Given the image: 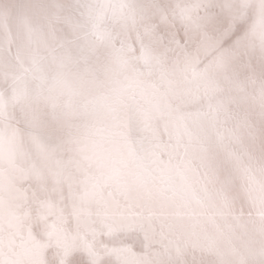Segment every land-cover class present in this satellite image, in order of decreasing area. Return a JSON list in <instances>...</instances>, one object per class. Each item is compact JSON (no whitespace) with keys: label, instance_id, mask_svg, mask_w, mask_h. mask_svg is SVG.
I'll use <instances>...</instances> for the list:
<instances>
[{"label":"bare ground","instance_id":"6f19581e","mask_svg":"<svg viewBox=\"0 0 264 264\" xmlns=\"http://www.w3.org/2000/svg\"><path fill=\"white\" fill-rule=\"evenodd\" d=\"M1 185L125 264H264V0H0Z\"/></svg>","mask_w":264,"mask_h":264},{"label":"rangeland","instance_id":"374dc122","mask_svg":"<svg viewBox=\"0 0 264 264\" xmlns=\"http://www.w3.org/2000/svg\"><path fill=\"white\" fill-rule=\"evenodd\" d=\"M39 120L49 121L46 117ZM42 128L45 126L32 127L29 132L38 138L44 132ZM106 188L99 191L104 192ZM0 190L5 192L3 197L0 192V247H4L0 250V264H125L113 254V249L107 242L99 244L93 237H85L86 234L71 235L70 225H67L68 229L63 235L61 220L55 214L44 213L46 209L42 205L31 208L23 206V202L15 197V191L7 190L2 185ZM15 218L17 220L12 222ZM11 222L14 226H11ZM102 225L99 222L91 226V231L94 229L92 233H99L95 228L104 231ZM9 231L15 232L18 237ZM28 234L34 235L31 246L24 243L26 239H30L29 236L25 237ZM11 237L16 240L13 241ZM163 238L161 235V240ZM182 261L180 259L177 264Z\"/></svg>","mask_w":264,"mask_h":264}]
</instances>
